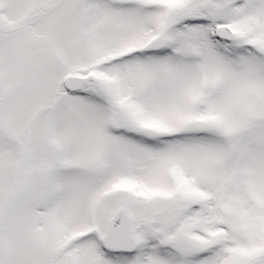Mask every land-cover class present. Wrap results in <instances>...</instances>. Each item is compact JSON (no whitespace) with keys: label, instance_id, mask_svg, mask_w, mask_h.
<instances>
[{"label":"snow or ice","instance_id":"snow-or-ice-1","mask_svg":"<svg viewBox=\"0 0 264 264\" xmlns=\"http://www.w3.org/2000/svg\"><path fill=\"white\" fill-rule=\"evenodd\" d=\"M0 264H264V0H0Z\"/></svg>","mask_w":264,"mask_h":264}]
</instances>
